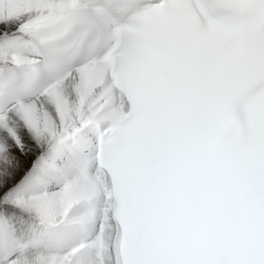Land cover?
I'll list each match as a JSON object with an SVG mask.
<instances>
[{
	"label": "snow or ice",
	"instance_id": "6c2138e0",
	"mask_svg": "<svg viewBox=\"0 0 264 264\" xmlns=\"http://www.w3.org/2000/svg\"><path fill=\"white\" fill-rule=\"evenodd\" d=\"M0 264H264V0H0Z\"/></svg>",
	"mask_w": 264,
	"mask_h": 264
}]
</instances>
